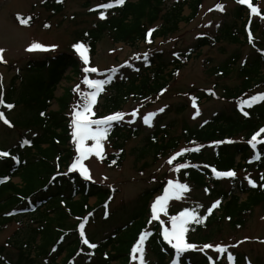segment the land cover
<instances>
[{
  "label": "trees",
  "instance_id": "trees-1",
  "mask_svg": "<svg viewBox=\"0 0 264 264\" xmlns=\"http://www.w3.org/2000/svg\"><path fill=\"white\" fill-rule=\"evenodd\" d=\"M67 1L45 0L42 6L52 15H58L65 9ZM205 1L176 0L169 4V0H125L123 5H117L115 0H107L103 5L112 3L114 6L107 10L102 5L95 7L92 12L99 20L80 32L81 42L88 48L90 57L96 54L104 36H109L114 43L132 47L144 42L149 48L136 60L102 73L108 76L106 81L109 77L111 80L103 85V91L97 97L99 104L109 93L99 115L121 109L130 98L143 100L163 91L181 64L188 63L194 55L199 56L205 46L212 48L226 42L251 47L245 57L235 50L209 69V73L219 79L232 76L237 79L234 86L222 87L221 97L230 101L232 108L215 113L198 126L185 124L182 134L177 137H169L170 127H160L157 122L146 137L144 146L138 150L139 155L151 150L155 156L173 154L178 172L197 188L209 189L210 184L219 186L222 181H231L228 188L211 191L213 198L219 196L217 201L220 203L210 215V207L204 210L203 206L192 204L185 208L194 209L200 217H206L200 223L187 225L185 239L196 245V249L177 257L176 250L164 239L161 222L152 220V191L146 190L135 199L126 216L120 222L117 219L115 225L113 222L118 212L111 208L113 192L97 182L84 179L76 171L66 170L73 158L74 131L68 113L77 92L72 86L66 88L59 98H55V92L62 80L70 79L69 70L81 74V61L75 54L63 51L27 62L20 69L22 74L14 77L9 88L0 86V98L3 100L0 109L13 105L4 112L10 123L3 126L17 128L20 136L18 142L8 148L0 142V152L9 153L0 157V231L14 220L22 221L23 217L32 223L29 222L28 227L21 231V237L9 239L0 246V264H111L113 261L131 264L132 249L145 233L144 264H173L174 260L177 264H223V255L228 256L229 253L236 264H252L246 253L230 250L229 244L216 245L226 248L225 252L218 253L212 242L222 224L230 228L244 226L254 209L264 205V132L260 131L264 129V101L253 103L251 107L242 104L264 93V10L258 8L261 0H249L258 9L255 14L247 3L237 0L231 20H224L214 33L199 36L186 48H176L171 60L164 49H150L156 39L177 33L180 23L196 19ZM185 7L190 9L188 16L184 15ZM102 12L105 19H101ZM20 18L27 22L22 23ZM16 19L30 27L35 17L18 15ZM150 30L154 31L149 37ZM170 65L174 69L166 74ZM16 81H19L18 85ZM90 90L87 88L85 92ZM192 96L196 104L203 99L219 97L216 88H208ZM53 100L59 104L57 111L50 110ZM17 107L21 110L16 120H12L9 111ZM183 109L180 107L177 111ZM135 128L114 123L107 133L114 150L103 153L105 164L116 168L123 165L125 142L139 133ZM254 135H257L255 147L250 143ZM182 140H185V145L180 147ZM238 156L239 162L236 161ZM227 171H234L235 176L216 174ZM252 171L254 174L250 175ZM245 174L246 179L243 177ZM15 177L20 182H15ZM241 193L247 194L246 199L241 198ZM92 197L96 198L94 204L90 202ZM170 212L177 211L170 209ZM96 222L110 224V230L98 238L95 234L90 236L87 228ZM81 224L84 226L83 235ZM85 238L89 244L84 243ZM91 244L96 247H90ZM6 245L14 248L16 253L10 254ZM205 245L213 247L205 248Z\"/></svg>",
  "mask_w": 264,
  "mask_h": 264
},
{
  "label": "rangeland",
  "instance_id": "rangeland-1",
  "mask_svg": "<svg viewBox=\"0 0 264 264\" xmlns=\"http://www.w3.org/2000/svg\"><path fill=\"white\" fill-rule=\"evenodd\" d=\"M43 1L45 0H0V49H4L3 61H0V86H2V89L9 88L14 77L17 74H22L20 69L31 60L52 56L63 51L71 52L81 61V74H74L69 70L67 74L70 79L61 81L56 89L55 98L61 97L66 88L70 86L75 88L77 95L75 102L72 103V108L69 110L70 114L68 113V118L72 122L74 110L82 102L81 94L89 88L83 82L85 77L87 76V78L93 80L98 78L106 80L108 77L100 76L96 72L89 74V72H85L86 68H97V72L112 67L115 68L123 62L136 60L139 56L145 54L149 48L144 42L132 47L124 43H114L109 36H104L97 46L96 54L93 57L89 56V63L85 64L76 52L74 45L82 43L80 32L92 27L95 21L99 20V17L92 10L106 3L107 0H68L65 9L58 15H52L47 11L42 6ZM174 1L176 0H169V4ZM217 4L222 5L223 10L217 8ZM236 5L237 0H206L196 19L189 23H180V29L177 33L166 38L156 39L151 44L150 49H164L167 52V57L171 60L176 48H186L193 44L199 36L214 33L217 26L224 20H231V14ZM258 5V8L264 10V0H261ZM189 14L190 9L185 7L184 15L188 16ZM18 15L35 17V19L30 27H26L17 21L16 16ZM33 43H39L45 46L47 50L29 51L28 49ZM235 50H239L245 57L251 51V47L239 44L232 45L226 42L212 48L205 46L200 51L199 56H195L186 64H181L179 70L175 72L163 91H158L143 100L130 98L123 104L121 109L112 111V114H124L123 118L119 120V125H125L128 128L139 127L135 128L138 129L139 133L125 142L126 156L123 165L116 168L105 164L103 161V153L114 150L113 144L107 138L108 134L106 139L101 141V156H97L93 152L83 163L90 170V180L109 188L113 192L114 199L111 208L116 209L118 212L113 222L115 225L117 219L120 222L126 216L130 204L146 190H150L154 194L150 203L152 209L154 201L163 194L169 181H179L181 184L188 186L187 190L178 197H173L168 201L166 213H158L159 219H155L152 212L153 222L155 223L158 220L164 229L168 228L169 230H171L172 216L179 215L181 210L192 206V204L201 205L204 210L209 207L212 208L213 203L218 200L219 196L213 198L210 194L211 191L231 186V181H222L219 186L210 184L209 189L197 188L178 172L179 167L174 163L173 154L155 156L151 150L144 155H139L138 150L144 146L146 137L154 129L157 122L160 123V127H170L169 137H177L182 134L185 124L192 127L198 126L209 120L215 113L232 108L233 105L230 106L231 102L221 97L223 96L222 87L224 85L234 86L238 83L237 79L234 76L228 79H219L211 75L209 69L211 66L220 64ZM171 68L170 65L166 72H169ZM18 84L19 81H16V85ZM77 86H79V90H77ZM208 88H216L219 97L210 100L203 99L200 104L194 103L192 95ZM108 94L107 92L104 95L99 104L94 105L93 112L95 115L92 117L93 119L102 118L97 113L101 112L102 104ZM180 107H184V109L178 112L177 110ZM58 109V102L53 100L50 110L57 111ZM20 110L21 107H17V109L9 111V117L16 120ZM133 112L136 113L135 116L132 115ZM145 117L149 118L148 123H145ZM113 125L114 123H112ZM16 129H8L1 125L0 142H2L4 148L18 142L20 136ZM111 129L112 127L109 130ZM72 140L73 158L70 161L71 165L78 155L77 142L74 136ZM184 141H181L180 147L185 145ZM87 144L91 146L94 141L89 140ZM170 159L171 163H169ZM236 161H239V157L236 158ZM76 171L80 172L79 169ZM253 174V171L250 172V175ZM246 175H243L245 179ZM13 180L20 182L18 177ZM240 196L244 200L247 194L241 193ZM90 202L94 204L96 198L92 197ZM170 209H175L177 212L171 213ZM20 220H14L4 230L0 231V246L6 244L9 239L13 240L21 237V231L28 227L30 219L23 217L22 221ZM30 224L32 223L30 222ZM109 227L110 224L108 223L96 222L89 225L87 231L90 236L95 234L98 238L110 230ZM218 233L214 236L213 246L229 244L233 248H230V250L246 253L252 264H264V205L254 209L244 226L230 228L224 223ZM7 250L10 254L16 253V250L12 247ZM136 255L137 259L132 260L131 264H139V253ZM63 257L64 254L59 257V260ZM148 257L154 258L152 255H148ZM221 260L223 264H229L226 255H223ZM116 263V261H113L111 264Z\"/></svg>",
  "mask_w": 264,
  "mask_h": 264
},
{
  "label": "snow or ice",
  "instance_id": "snow-or-ice-1",
  "mask_svg": "<svg viewBox=\"0 0 264 264\" xmlns=\"http://www.w3.org/2000/svg\"><path fill=\"white\" fill-rule=\"evenodd\" d=\"M125 0H115V3L117 5H123ZM240 3H247L249 8H251V11L253 14L258 12V9L256 7H253L249 0H239ZM114 5L112 3H108L105 5H102L105 10L112 8ZM217 8L220 10H223L222 5H217ZM106 16L102 12L101 13V19H105ZM22 23H26L27 21L23 18H20ZM151 31L149 32V37L151 36ZM149 42L150 39H149ZM74 48L76 52L79 54V56L83 59L85 64L89 63V55H88V48L83 43H77L74 45ZM47 50L45 46L39 44V43H33L29 51L33 50ZM3 52L4 49H0V61H3ZM97 68H86L85 72H97ZM111 78L106 80H93L87 78V76L84 79V84H86L89 89H91L88 92H84L81 94L82 96V102L79 103L74 110V119L72 121L74 132L73 136L77 142V151L78 155L75 157L74 162L71 165L72 170L79 169L81 174L84 175L86 179H91L90 170L85 166L83 161L87 159L90 154L95 152L97 156H101L102 154V144L101 141L106 139L107 133L109 129L112 127V123L119 121L123 118V113H115L112 115H109L107 117H102L98 119H93L92 117L95 115L93 112V107L97 102V97L101 91H103V85L105 83L110 82ZM77 90H79V86H77ZM260 101H264V93H260L256 96H253L249 98L247 101H243L242 104H246L248 107H251L253 103H257ZM195 103V99H194ZM0 104H3L2 98H0ZM9 109L13 107V105H6ZM243 110V109H242ZM163 111V109H161ZM198 114V113H197ZM245 115H248L247 112L244 113ZM133 116L136 115L135 112L132 113ZM151 115V114H150ZM0 119L4 120L5 123H10L6 117L4 116L3 112H0ZM149 118L145 117V123H148ZM95 126V127H94ZM261 132H264V129L260 130ZM259 135V133H257ZM257 135H254L252 137V140L250 143H252L253 147L256 146V140ZM92 140L94 141V144L89 146L87 144V141ZM198 150V149H197ZM9 153L7 152H0V157H6ZM179 155V154H178ZM174 159V158H173ZM171 163V159L169 161ZM181 167H184V165H181ZM214 172H216L215 169H213ZM217 176H228V177H234L235 172L234 171H227L224 173H216ZM2 182V181H0ZM250 183L255 186V183L253 181H250ZM188 186L185 184H181L179 181H169L168 187L164 189V192L161 196H159L152 205V212L155 219H159L158 213L165 212L167 210V204L168 201L173 197H178L182 192L187 190ZM219 201L215 202V204L212 206V208L208 209V214L210 215L212 213L213 208L219 206ZM202 219H206V217H200L196 211L185 209L184 211L180 212L179 215L172 216L171 217V230L168 228L164 229V239L168 241L169 244L172 245V247L176 250V255L179 257L183 252L188 250L196 249V245L190 244L185 239V233L187 231V225L190 222H196L200 223ZM83 224H81V234L83 235ZM147 233L142 234L137 242V244L132 249V259H137V253H139V264H144V242H145V236ZM174 241V243H173ZM85 244H89V241L85 238L84 239ZM90 247L95 248V244H91ZM205 248H211L212 245H205ZM216 251L218 253H223L226 251V248L224 246H216ZM211 259V258H210ZM227 259L229 262L234 261V257L229 253L227 256ZM173 264H177V261L174 260Z\"/></svg>",
  "mask_w": 264,
  "mask_h": 264
}]
</instances>
